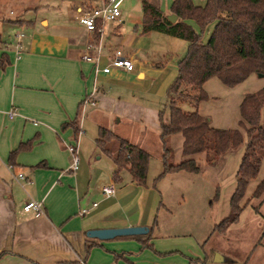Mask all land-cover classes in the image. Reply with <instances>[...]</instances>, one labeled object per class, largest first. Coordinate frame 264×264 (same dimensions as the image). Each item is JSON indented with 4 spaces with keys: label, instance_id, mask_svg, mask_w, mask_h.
I'll use <instances>...</instances> for the list:
<instances>
[{
    "label": "crops",
    "instance_id": "1",
    "mask_svg": "<svg viewBox=\"0 0 264 264\" xmlns=\"http://www.w3.org/2000/svg\"><path fill=\"white\" fill-rule=\"evenodd\" d=\"M87 1L41 0L53 8L62 4L73 14L72 20H62L61 30H53L47 22L39 28L31 19H20L14 24L30 31L24 41L4 42L0 34V252H4L0 264L163 263L162 257L140 247L134 238L139 235L98 240L84 233L125 226L148 229L159 207L165 206L156 186L168 175L156 180L161 162L160 167H149L147 162L143 185L132 182L125 169L114 180L113 162L95 147L94 139L98 127H104L146 151L149 132L158 138L157 113L186 41L155 31L141 34L137 24L130 26L122 17L118 0L119 18L105 22L98 34L88 32L76 20ZM149 2L169 14L171 0ZM204 37L207 33L203 41ZM98 41L102 49L97 62L82 60L84 47ZM116 48L134 61V69L110 67L108 73L94 74V66H104ZM88 54L93 57L95 52ZM90 91L94 105H82ZM10 108L15 111L12 117L6 114ZM26 142L27 148L9 157ZM68 145L76 149L75 171L69 169ZM102 156L110 160L109 166L99 162ZM16 173L24 177L19 182L12 178ZM109 182L115 193L103 199L99 187ZM28 199L41 203L39 214L22 209ZM81 209L85 212L79 214ZM86 239L92 244L88 251ZM153 242L151 236L156 253L167 252Z\"/></svg>",
    "mask_w": 264,
    "mask_h": 264
},
{
    "label": "trees",
    "instance_id": "2",
    "mask_svg": "<svg viewBox=\"0 0 264 264\" xmlns=\"http://www.w3.org/2000/svg\"><path fill=\"white\" fill-rule=\"evenodd\" d=\"M140 6L141 34L155 31L186 41L185 52L176 62V75L166 87L164 103L157 113L159 141L162 144L166 137L179 134L182 160L169 163L168 149L162 145V169L156 180L169 173H197L199 168L194 158L198 154H203L205 162L210 164L228 149L236 148L243 142L236 128L211 127L208 118L200 115L197 107L208 99L203 85L209 78H216L222 85L233 87L251 74H264V0H203L202 5H194L191 0H171L168 13L175 15L174 22H169L155 3L140 0ZM93 33L98 34L95 30ZM203 33H207L204 41ZM182 103H187L191 110H183ZM164 112L167 114L165 119L162 117ZM238 114L237 126L242 127L245 133L243 153L229 198V213L212 226L210 234L223 233L236 222L243 208L240 202L248 181L258 172V153L264 150V86L241 97ZM94 144L111 158L114 180L125 169L132 182L144 184L148 162L146 151L104 127H98ZM28 146L29 142L20 143L9 152V157ZM261 196H264V179L255 186L250 198ZM155 226L156 218L144 235H133L141 248H151L149 241ZM91 245L86 239V251ZM3 253L0 252V255ZM225 258L228 263H234ZM195 262L207 264V258L205 256Z\"/></svg>",
    "mask_w": 264,
    "mask_h": 264
},
{
    "label": "rangeland",
    "instance_id": "3",
    "mask_svg": "<svg viewBox=\"0 0 264 264\" xmlns=\"http://www.w3.org/2000/svg\"><path fill=\"white\" fill-rule=\"evenodd\" d=\"M118 1L121 15L128 25L135 23L139 26L140 0ZM72 16L62 4L53 8L43 5L41 0H0L1 39L4 42L24 41L23 38L30 31L29 27L20 28L14 24L20 19H31L39 28L47 22L49 26L54 25L53 30H61L62 20H72ZM15 28H18L17 31H13ZM262 86L264 74H251L233 87L222 85L216 78L205 81L203 88L210 97L200 103L198 113L208 118L211 127L238 129L243 142L236 148L228 149L210 164L205 162L203 154H198L194 158L199 168L197 173L168 174L157 183L165 208L159 207L157 226L153 228L151 236L152 242L156 241L157 246L162 245L167 252L156 253L152 247L145 249L153 256L162 257V264H197L196 259L203 255L207 258V264H264V196L250 198L255 186L264 179V150L258 153L259 169L256 176L248 181L240 202L243 208L236 222L223 233L210 234L212 226L229 213V198L234 190L235 173L243 153L245 133L242 127L237 126L239 101L245 93L255 92ZM181 107L186 111L191 110L187 103H182ZM146 137L149 167H160L162 145L168 149L169 163L182 160L179 134L166 137L162 144L154 132H149ZM109 161L102 156L99 162L109 166ZM214 253L228 257L234 263H213Z\"/></svg>",
    "mask_w": 264,
    "mask_h": 264
},
{
    "label": "built area",
    "instance_id": "4",
    "mask_svg": "<svg viewBox=\"0 0 264 264\" xmlns=\"http://www.w3.org/2000/svg\"><path fill=\"white\" fill-rule=\"evenodd\" d=\"M93 2V4H91ZM119 7L116 0H88L85 4H83L79 15L77 16V23L83 27L88 32H93L94 30L97 33L101 32L102 25L105 22L115 21L119 18ZM101 43H88L84 47V51L81 54L80 58L82 60H88L93 58L94 63L97 62L100 51H101ZM94 51L95 55L90 57L88 52ZM110 67H115L122 69L124 71H132L134 69V61L123 55L120 49H114L111 54L107 57V62L104 66L98 68L96 65L93 68L94 74L98 73H108ZM82 105H94L93 91L88 92L81 101ZM8 117H12L15 114L14 109H9L6 112ZM69 155H70V171H75L78 165V157L76 153V149L72 145H68L66 147ZM8 169L11 171V167L8 165ZM12 178L19 182L24 177L21 173L12 174ZM98 193L101 198H109L112 197L115 193V186L113 183H105L99 187ZM96 202L91 203V206H95ZM22 209L24 211H33L35 214H39L41 212V203L39 201L28 199L22 204ZM85 210L81 209L79 214L84 213Z\"/></svg>",
    "mask_w": 264,
    "mask_h": 264
},
{
    "label": "water",
    "instance_id": "5",
    "mask_svg": "<svg viewBox=\"0 0 264 264\" xmlns=\"http://www.w3.org/2000/svg\"><path fill=\"white\" fill-rule=\"evenodd\" d=\"M166 19L169 22H174L176 20L175 15L168 14ZM261 76V74H257ZM147 227L145 226H125V227H116V228H97V229H88L85 231V236L88 238H95L98 240H107L119 236H130V235H142L147 232ZM213 263L227 262V259L220 254H213Z\"/></svg>",
    "mask_w": 264,
    "mask_h": 264
}]
</instances>
